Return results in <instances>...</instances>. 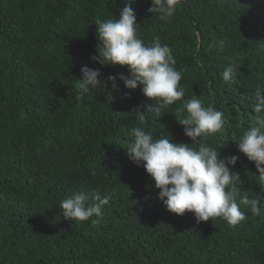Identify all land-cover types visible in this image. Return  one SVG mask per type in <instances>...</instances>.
Masks as SVG:
<instances>
[{
    "label": "trees",
    "instance_id": "obj_1",
    "mask_svg": "<svg viewBox=\"0 0 264 264\" xmlns=\"http://www.w3.org/2000/svg\"><path fill=\"white\" fill-rule=\"evenodd\" d=\"M129 2L138 36L172 49L185 89L143 124L135 112L152 101L141 85L127 89L117 79L115 89L108 82L83 96L77 88L84 65L99 68L102 81L128 74L91 57L95 21L118 19ZM150 7L151 0H0V264H264V189L236 144L264 87V0H180L168 20ZM228 65L235 79L226 82ZM193 96L224 113L223 128L206 140L192 141L175 116ZM134 127L197 149L207 143L221 159L238 155L231 170L240 180L229 187L259 199L260 215L241 205L245 219L231 226L168 211L154 180L126 154ZM92 190L108 197L102 216L64 219L60 202Z\"/></svg>",
    "mask_w": 264,
    "mask_h": 264
},
{
    "label": "clouds",
    "instance_id": "obj_2",
    "mask_svg": "<svg viewBox=\"0 0 264 264\" xmlns=\"http://www.w3.org/2000/svg\"><path fill=\"white\" fill-rule=\"evenodd\" d=\"M180 0H151V13H158L161 20L173 16ZM97 25V54L91 60L101 66H127L128 74L109 75L107 81L99 79L101 70L81 66L82 78L77 88L80 95L97 86L107 87L111 82L115 89L119 79L127 89L141 85L142 93L152 102L146 111L136 110V118L143 124L147 113L160 117L164 109L182 100L185 89L179 86L181 71L174 66L176 60L172 49L156 37L149 44L138 36L139 25L129 3L120 10L119 18L95 21ZM235 66L228 65L222 72L223 80L235 79ZM155 101V103H153ZM254 115L250 127L236 143L249 161L254 162L258 172V184L264 189V87H258L253 97ZM181 112L187 115L181 116ZM177 121L184 126V134L192 141L206 140L220 132L225 124L224 113L212 106H203L195 96L183 101L175 113ZM134 138L126 148L128 158L144 167L154 180L158 198L168 211L183 215L186 210L195 214L197 221L221 217L229 225L236 226L245 219L240 206H247L254 215H260L259 199L241 196L233 186L240 176L231 170L239 160L238 155L220 158L215 148L201 142L198 149L186 143L170 142V135L153 137L142 127L130 130ZM239 198V202H238ZM108 197H101L98 190L73 193L60 202L64 219L87 221L101 217ZM98 222V221H94Z\"/></svg>",
    "mask_w": 264,
    "mask_h": 264
}]
</instances>
